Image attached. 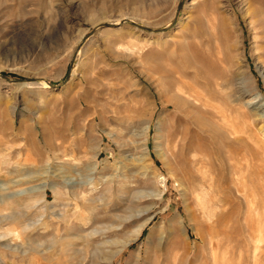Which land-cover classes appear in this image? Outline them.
<instances>
[{"label":"rangeland","instance_id":"374dc122","mask_svg":"<svg viewBox=\"0 0 264 264\" xmlns=\"http://www.w3.org/2000/svg\"><path fill=\"white\" fill-rule=\"evenodd\" d=\"M0 169V264H264V0H0Z\"/></svg>","mask_w":264,"mask_h":264},{"label":"bare ground","instance_id":"6f19581e","mask_svg":"<svg viewBox=\"0 0 264 264\" xmlns=\"http://www.w3.org/2000/svg\"><path fill=\"white\" fill-rule=\"evenodd\" d=\"M197 74L199 75V77H201V81H203L204 82V84H205V86H206V90L205 91H207V93H211V94H208V95H204L203 93H202V95H201V93L200 92H198L197 90L198 89H196V88H192V87H186V86H184V88H182L181 89V92L183 93L182 95H175V97L173 96V97H171V98H167V99H165V100H163V103L166 105V106H170V107H173L174 108V110H175V113H182L184 116H183V119L181 120V123L183 124L184 123V127H187V128H185V129H183L182 130V132L180 133V136H179V139H180V141H181V143H182V145H183V147L184 148H186L187 150H192L195 146H194V144H193V141H192V134H191V131H190V129H189V127H188V122H190V118L193 120L194 118H193V116H192V113H191V109L193 108V106H195L196 104H201V102H209V100H212V99H216V96L214 95V94H216L215 92H217V91H213V89H212V86L213 85H215V86H221V88L223 89L222 91H226V89L227 88H225L226 86H224V84L223 83H220L218 80H216V78L213 76V75H210V74H207V73H205L204 71H199V72H197ZM197 80H198V78H197ZM235 80V79H234ZM238 84H240V85H238V86H240L241 88H244V81L241 79L240 80V82L238 83ZM214 93V94H213ZM220 93V92H219ZM185 95H188V97L189 98H187V97H185ZM218 95V94H217ZM220 109V108H219ZM193 112V111H192ZM224 112V111H223ZM222 112V113H223ZM200 115V114H199ZM198 118H199V116H198ZM199 120V119H198ZM200 122V121H199ZM192 123V122H191ZM181 125V124H180ZM149 129V125H147L146 127H145V130H148ZM178 132L176 131V134H177ZM176 134H174L173 136L177 139V136H176ZM179 134V133H178ZM177 134V135H178ZM172 136V137H173ZM171 137V136H170ZM170 141H171V139H170ZM172 141H174V139L172 140ZM183 148V149H184ZM186 150V151H187ZM1 170V169H0ZM191 179V178H190ZM192 180V179H191ZM16 203V201H14L12 198H10V197H7V196H5V198H0V230H2V229H5L4 228V226L6 227V225L8 226V225H10V224H16L17 223V221L19 220L18 219V215H17V212L15 211V209L14 208H12V207H14L13 205ZM12 206V207H11ZM201 208H202V210L204 211V214H208V211H207V208L205 207V205H203L202 203H201ZM21 212V211H20ZM20 218V217H19ZM214 220V219H213ZM213 222H215V220L213 221ZM221 223V222H220ZM148 224V223H147ZM147 224H145V225H143V226H141L140 228H139V230L137 231V234H136V238L134 239V241L135 240H137L138 238H139V236L141 235V233L143 232V229H144V227H146V225ZM211 224V223H210ZM12 226V225H11ZM15 226V225H14ZM213 226H215L214 225V223L213 224H211V225H207L206 227H204L203 229H201V230H198L197 231V236L199 237V238H205L204 236H205V233L206 232H210V233H213ZM170 228V227H169ZM8 229H10V227L8 228ZM7 229V231L6 232H4V234L3 233H1L2 235H0V238L1 239H4L5 241H6V248L7 249H10V250H12V251H14V252H17V251H19V249H20V247H19V244L17 243V242H15L14 240H13V238H14V236H19V233L13 228V229H10V230H8ZM168 229V228H167ZM59 230H61V229H59ZM217 231V230H216ZM168 231H166L165 229H164V233H163V235H162V238H165L166 237V234H168V235H171V230H169V232L167 233ZM219 232V230L217 231V233ZM70 234V233H69ZM68 234V235H69ZM219 234V233H218ZM217 234V235H218ZM65 235H67L66 233H65ZM215 235H216V233H215ZM213 236H214V234H213ZM219 236V235H218ZM217 236V237H218ZM215 237V236H214ZM161 238V239H162ZM54 239V238H53ZM61 239H63V238H60V240ZM198 239V238H197ZM58 240V239H57ZM188 240H190V237L188 236ZM131 242H129V243H126L122 248L124 249L125 247H127L129 244H130ZM217 243V242H216ZM258 243L259 244H263L264 243V240L263 239H259L258 240ZM69 244V243H68ZM191 244V243H190ZM161 245V244H160ZM42 246V245H41ZM64 246H65V244H64ZM69 246V245H68ZM72 246V245H71ZM66 247V246H65ZM64 247V248H65ZM260 247V246H259ZM263 247H264V245H263ZM68 248V247H67ZM211 250L212 251H214V250H217V248H218V245H214V243L213 242H211ZM179 246L177 245V243L176 242H173V247H171L170 249H169V255L170 254H173V251L176 253L177 251H179ZM259 249V248H258ZM25 250V249H24ZM50 251H51V247H47V248H44V250H42V251H38L41 255H43V254H45V253H50ZM65 251V250H64ZM122 251V249L121 250H119L118 252H116L115 254H114V256H117L120 252ZM37 252V253H38ZM219 252V251H218ZM25 254H27V252L25 251L24 252V255ZM209 255H210V253H209ZM178 256V255H177ZM191 257V247H190V245L188 246H185L184 248H183V252H182V255L180 256V258H179V264H192L190 261H189V258ZM219 257V256H218ZM210 258H211V256H210ZM141 259V258H140ZM212 260H213V262L215 263V264H217V256L215 255V253H213V255H212V258H211ZM42 260L44 261V264H53L54 263V261L56 262V263H59L58 261H56L55 260V255L54 254H49V256L48 257H42ZM111 261V260H110ZM210 261V260H209ZM41 262V261H40ZM34 263V262H33ZM38 263V262H37ZM55 264V263H54Z\"/></svg>","mask_w":264,"mask_h":264},{"label":"water","instance_id":"95a60500","mask_svg":"<svg viewBox=\"0 0 264 264\" xmlns=\"http://www.w3.org/2000/svg\"><path fill=\"white\" fill-rule=\"evenodd\" d=\"M122 24V23H121ZM136 26H138L137 24H135ZM139 28H142V29H144V30H147V31H151L150 29H146V28H144V27H142V26H138ZM154 32H157V31H154ZM85 40V39H84Z\"/></svg>","mask_w":264,"mask_h":264}]
</instances>
